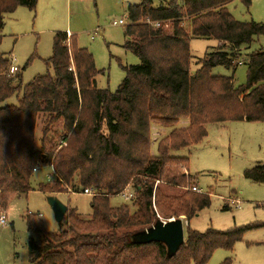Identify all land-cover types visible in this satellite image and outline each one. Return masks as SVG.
<instances>
[{
    "label": "trees",
    "instance_id": "16d2710c",
    "mask_svg": "<svg viewBox=\"0 0 264 264\" xmlns=\"http://www.w3.org/2000/svg\"><path fill=\"white\" fill-rule=\"evenodd\" d=\"M235 0H171L153 8L150 0L130 5L123 48L139 64L126 74L115 93L96 87L101 74L92 55L74 36L59 32L47 66L53 75L38 76L22 87L21 75L9 73L10 54L0 53V210L31 191L34 170L49 166L52 176L38 190L45 195L92 190L91 217L76 210L65 216L66 230L45 231L39 216L28 214L31 235L29 264H206L219 249L232 251L249 224L225 231L187 230L185 244L173 258L160 243L135 245L130 236L153 226L162 216L190 221L210 204L209 194L186 192L169 198L155 187L189 185L188 158L171 152L191 148L208 137L207 126L226 122L264 123V50L247 56V83L236 87L233 77L216 76L213 68L234 69L244 46L264 36V24L239 22L227 6ZM38 0H0V45L5 16L24 7L34 11ZM247 7L250 0H243ZM156 23L160 25L155 26ZM194 38L218 42L190 72ZM23 88L17 105H3ZM46 116L40 149L36 131ZM63 130L52 139L53 128ZM185 121L186 126L180 127ZM152 124L172 128L152 151ZM245 178L264 184V166ZM133 185L131 204L111 206ZM227 209V208H225ZM224 264H231L227 260Z\"/></svg>",
    "mask_w": 264,
    "mask_h": 264
},
{
    "label": "rangeland",
    "instance_id": "374dc122",
    "mask_svg": "<svg viewBox=\"0 0 264 264\" xmlns=\"http://www.w3.org/2000/svg\"><path fill=\"white\" fill-rule=\"evenodd\" d=\"M144 0H38L34 11L20 7L14 13L5 16L1 54H10L11 65L20 72L22 87L38 76L53 75L47 61L53 56L55 35L68 33L66 46L71 49L74 36L79 48L86 49L93 57L95 67L101 72L96 77V87L115 93L125 79L123 67L139 64V59L126 51L125 27L129 24L127 10L130 5H139ZM153 8L165 7L171 0H150ZM228 11L239 22L264 24V0H250L247 7L243 0H235ZM123 20L125 26L114 25ZM218 42L213 39L194 38L190 42L193 56L190 72L198 68L197 62L206 53L215 51ZM264 50V36L256 37L249 46H244L238 64L234 69L223 66L213 68L212 74L233 77L236 87L247 83V56ZM23 88L3 105H17ZM46 116H40L36 131V145L41 147L42 131ZM180 127L186 126L183 121ZM172 128H163L152 124V151L156 153L159 141L171 132ZM62 122L53 128V134H60ZM208 137L201 143L180 151L171 152V156L188 158L186 188H175L156 182L155 187L169 198L193 192L196 187L200 194H209L210 206L198 213L190 221L184 222L187 230L205 232L208 229L225 231L249 224H264V184L247 180L246 171L264 166V123L226 122L207 126ZM52 169L41 166L34 172L30 184L31 191L14 198L6 210L0 214L7 217V225L0 226V264H29V243L38 239L29 233L27 215L39 216L45 231L59 233L66 230L64 223H57L53 211L47 202L50 196L58 198L74 209L82 219L91 217V195L75 193L68 189L66 193L45 195L38 188L49 182ZM196 193V192H193ZM124 194H132L133 185ZM111 206L131 204L126 196L110 199ZM227 208V209H225ZM68 213V212H67ZM163 221L177 219L164 217ZM186 220L185 216H181ZM264 264V227L249 231L242 241L235 244L232 251L219 249L214 252L206 264ZM194 264V263H191Z\"/></svg>",
    "mask_w": 264,
    "mask_h": 264
},
{
    "label": "water",
    "instance_id": "95a60500",
    "mask_svg": "<svg viewBox=\"0 0 264 264\" xmlns=\"http://www.w3.org/2000/svg\"><path fill=\"white\" fill-rule=\"evenodd\" d=\"M47 202L51 207L55 221L66 223L65 216L68 207L58 198L50 196ZM130 242L135 245L162 244L167 251V257L173 258L185 244L184 222L182 218L163 221L160 218L151 227L130 236Z\"/></svg>",
    "mask_w": 264,
    "mask_h": 264
},
{
    "label": "built area",
    "instance_id": "2783aa9c",
    "mask_svg": "<svg viewBox=\"0 0 264 264\" xmlns=\"http://www.w3.org/2000/svg\"><path fill=\"white\" fill-rule=\"evenodd\" d=\"M114 25L125 26V22L123 20H120L118 22H114ZM159 25H160L159 23H156L155 24L156 27H158ZM17 72H18V69L17 68H15L13 66L10 68L9 73L11 75H15ZM37 169H35L34 172H36ZM192 191L193 192H196V193H200V191L196 187H193L192 188ZM84 194L90 196V195H93V192H92V190H84ZM123 196H126V199L127 200H132V198H133V195L132 194H129V195L124 194ZM7 222H8V220H7L6 215L5 214H0V226H6L7 225Z\"/></svg>",
    "mask_w": 264,
    "mask_h": 264
},
{
    "label": "crops",
    "instance_id": "0c3cea01",
    "mask_svg": "<svg viewBox=\"0 0 264 264\" xmlns=\"http://www.w3.org/2000/svg\"><path fill=\"white\" fill-rule=\"evenodd\" d=\"M184 222H187L186 220H183Z\"/></svg>",
    "mask_w": 264,
    "mask_h": 264
}]
</instances>
